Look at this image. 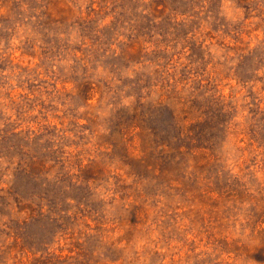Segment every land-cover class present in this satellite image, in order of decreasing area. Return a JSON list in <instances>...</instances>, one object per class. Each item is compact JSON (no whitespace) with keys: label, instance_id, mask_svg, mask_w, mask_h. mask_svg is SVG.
<instances>
[{"label":"rangeland","instance_id":"374dc122","mask_svg":"<svg viewBox=\"0 0 264 264\" xmlns=\"http://www.w3.org/2000/svg\"><path fill=\"white\" fill-rule=\"evenodd\" d=\"M0 264H264V0H0Z\"/></svg>","mask_w":264,"mask_h":264}]
</instances>
